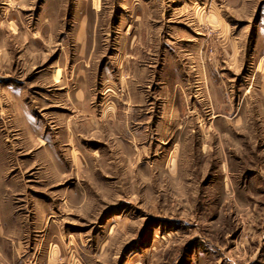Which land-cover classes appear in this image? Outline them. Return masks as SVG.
I'll use <instances>...</instances> for the list:
<instances>
[{"label":"rangeland","instance_id":"obj_1","mask_svg":"<svg viewBox=\"0 0 264 264\" xmlns=\"http://www.w3.org/2000/svg\"><path fill=\"white\" fill-rule=\"evenodd\" d=\"M0 264H264V0H0Z\"/></svg>","mask_w":264,"mask_h":264}]
</instances>
